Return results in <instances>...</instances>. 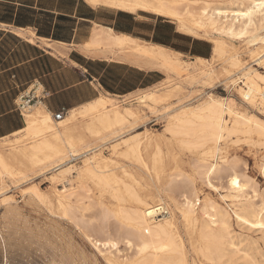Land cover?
Returning a JSON list of instances; mask_svg holds the SVG:
<instances>
[{"label": "bare ground", "instance_id": "1", "mask_svg": "<svg viewBox=\"0 0 264 264\" xmlns=\"http://www.w3.org/2000/svg\"><path fill=\"white\" fill-rule=\"evenodd\" d=\"M86 1L94 5L106 3L125 11L140 9L158 16L175 18L179 22V30L184 34L199 36L203 32L205 34L216 33L218 36L214 38L213 54L217 60L222 61L221 74L225 80L234 85V88L237 86V91L244 102L264 115V71L260 72L252 68L246 63V59L244 60L245 53H249L252 61L264 68V0H224L214 5L209 0ZM197 3L200 5L198 13H195V8L192 5ZM19 32L24 34L22 30ZM27 34L33 41L34 31L27 30ZM237 41L243 42L247 50L243 51L237 47L235 45ZM81 51L85 54L92 53L107 58H116L140 69L163 71L169 78L167 84L172 81L171 77L173 76L182 77L183 72L187 74L186 79L191 84L202 82L212 86L214 80L219 79L215 69L209 67L210 59L198 58L200 62L187 63L181 59L179 52L164 45L146 42L102 25L95 27L91 39L84 43ZM241 82L243 85L239 84ZM170 97H172V91L169 89L166 93L150 90L142 92L140 95L137 94V99L152 111L159 103ZM110 100L109 97L100 96L89 104H85V109L80 113L76 112V109H72L61 120H55L52 113L45 110L44 107L34 104L24 112L25 118H23L26 121L24 128L13 134H24L27 139L32 141L28 145L11 147L7 153L4 149L7 146L0 145V184L5 181L6 177L11 178L22 174L23 172L18 171L19 169L17 170L15 166L25 162H29L34 167H40L43 174L52 171L51 180L53 182L61 181L64 184L63 189L54 191L58 213L53 211L54 208L52 210L49 205H47L48 207L44 206L45 222L43 221L41 225L36 223L35 229L25 226L22 229L24 232H20L21 228L19 229V226L11 221V219L16 220L20 213L18 205L12 201V197H10L12 199L5 200L7 210L6 213L4 212L3 219L1 218L4 220V226H0L1 260L6 264L8 262L9 264H88L89 261L91 264H100L95 255L90 258L89 253L86 254L84 250L77 249L76 241L70 232V229H77L82 237L101 253H104L103 250L117 249L121 241L128 249L134 251L135 260H131L129 257L125 259L124 255V258H120L112 252L109 254L106 252L104 253L105 259H103L107 264H188L185 260L183 241H180L174 232V225H176L174 215L161 197L163 193L172 198L175 208L187 225L195 227L196 230L194 229L192 232L197 233L196 240L200 243V247L197 249L201 250L209 260L219 262L231 253L241 250L239 242L232 234L231 212L222 209L221 205H217L216 202L205 199L200 214H198L196 203L199 200V192L194 181L186 179L180 173L170 174L167 184L164 185L162 191L160 189L159 197L156 194V196L149 195L148 198L135 193L133 187L130 188L127 185V181L125 182L127 186L122 185L124 180L122 182L119 174L117 175L115 171L122 169L128 176H132V173H129L130 171L128 172L124 165H119L113 158L98 152L101 144L95 146L86 144L85 148L87 149L81 152L84 147L78 145L73 136L75 127L70 126L77 119L78 114L94 115L90 116L91 122L87 129L97 135H100L104 130H110L111 134H117L121 126L131 117L137 115L129 107L120 110L115 105L106 111H100L108 108ZM166 116L168 123L165 129L173 134L191 136V141L195 139L193 143L190 142L194 148H200L205 143H210L206 155L201 160L194 162L196 168L201 169L202 182L213 189H218L219 185L224 183L227 193L222 194V197L230 199L234 204L235 209L233 207L232 211L237 222L251 229H264V192L259 193L255 188L251 177L246 172L247 168L241 169L236 165H230L225 156L220 158L221 161H218L217 158L223 150L221 143L233 133L239 131L255 133L264 139V119L238 108L234 98L212 93L203 102L193 105V107L188 105L174 107L166 112ZM229 120H231L230 123ZM117 126L119 127L116 128ZM138 137L133 134L117 141L112 145L114 153H120L123 156L134 155L137 157L136 160L143 164ZM22 139L16 137L15 141L19 143ZM186 139L179 140L185 144L189 142V139L187 141ZM121 146L123 148L120 151ZM83 157H85L83 165L77 166L75 163H71L73 160ZM145 164L147 165V162ZM110 166H114V168L108 170ZM261 171L264 176V161ZM74 173L80 181L88 177L94 179L105 191L111 189L109 191L113 199L122 202L131 198L135 204L129 208L122 205L118 209H111L105 206L102 201L99 204H94L92 195L90 196L88 193L85 196V193L82 196L75 189L71 178ZM156 176L159 178V174L156 173ZM24 190L25 196H28L35 205H37L36 203H41V205L48 203L44 191L36 184L29 185ZM124 193H126V197L123 196ZM154 198H159V200L156 201ZM50 205L52 204L50 203ZM113 218L120 224L117 234L109 228V221ZM26 221L28 222V220ZM50 231L52 235L49 234ZM34 238L38 244H35L36 247L44 250H32L31 242Z\"/></svg>", "mask_w": 264, "mask_h": 264}, {"label": "rangeland", "instance_id": "2", "mask_svg": "<svg viewBox=\"0 0 264 264\" xmlns=\"http://www.w3.org/2000/svg\"><path fill=\"white\" fill-rule=\"evenodd\" d=\"M12 1H19L23 3V0H12ZM209 1L211 2L212 5H214L217 2H221V1L223 2L224 0H218V1L209 0ZM199 3L192 5V7L195 8V13H198V6L200 5ZM89 4L93 6L94 8L98 9L100 16H102L106 22L108 21L109 17L115 16L119 12H122L123 14L122 20L124 24H126L127 27L131 29L132 35L138 36L139 39L143 41L155 43L154 41L149 40V39L155 38V39H160L163 41L172 42V44L179 45L180 47H187L192 42L193 46H196L198 50L202 51V53L206 56H195L189 52L186 53V52H181L178 50H174V51L179 52L181 54V59H183L187 63L200 62L198 58L210 59L211 62L209 64V67L215 69L216 73L219 75L218 77L219 79L214 80V83L212 86H210L209 84H204L202 82L191 84L186 79L187 74L183 72L182 77L177 78L173 76L171 77L172 81L169 84H167L166 82L169 78H168V75L163 71L154 70V69H139L132 64L117 60L116 58H112V57L107 58V57L98 56L92 53H86L88 56H91L94 58H102L106 60L105 62L108 64L107 66L108 83L115 90L119 92H124L127 90L134 89V90H131L133 91V93L128 94L127 96H124V97L109 94L105 88L104 90L102 89V93L100 96L109 97L111 100H110V103H108L107 105L108 108L101 109L100 111H106L107 109L113 108L115 105L120 110H124V108L129 107L137 115L135 117H131L123 126H121L117 134H111L110 130H104L103 132H101L100 135H97V134L91 133L87 129L88 124L91 122V117H93L94 115L78 114L77 119H75L73 123L70 124V126L73 125L75 127L73 136L75 137L78 145L80 147L82 146L84 147L81 150V152L87 149L85 148L86 144H91V146L101 144V146L98 149V152H101L102 155L104 156L113 158L117 163H119V165H124L125 169L128 170V172L130 171L129 173H132V176H128L122 169H118L117 171H115L117 175L119 174L118 176L120 180L122 182L124 180L123 182L124 184L122 183V185L125 186L126 185L125 182L127 181V185H129L130 188L133 187L132 188L133 191L135 190V193L137 192L141 196H147L149 198L150 196H156L157 194V196L159 197L158 194L159 192L162 191V188L165 187L164 185L167 184L171 176L170 174L174 175V174L180 173L186 179L188 178V180H192L196 183V186L199 192L198 202L196 200L197 202L196 211L198 212V214H200L201 206L204 203L205 199H210L216 202L217 205L218 204L219 206L221 205L220 207H222V209L228 210L229 213L231 212L230 213V215L232 214L231 215V229L233 230L232 234L235 240L239 242V248L241 250L235 253H231L230 254L231 256L228 255L222 260L223 262L222 261H219V262L212 261V260H209L206 256H204L201 250L197 249L198 247H200V243L196 240L197 233L192 232L195 229V227L187 225V222L183 219V217H181V214L175 208L174 201L172 200L170 196H166L164 193L163 195H161V197L163 198V202L168 207L169 211L172 212L174 215V222L176 224L174 225V228H175L174 232L178 236V239L180 241H183L182 244L184 246L185 260L187 261L186 263L188 264H193V263L194 264H254V263L264 264V229H259V228L251 229L248 226L237 222L234 212L232 211L235 209L234 204L230 201V199H225L222 197L223 195L227 193V189L224 188L225 187L224 183L220 184L221 186L219 185L218 189H213V188L208 187L202 182L201 174H200L201 169L196 168L194 162L196 160H201L202 157L206 155L208 151L207 148L210 143L209 142L205 143L203 146H200V148L198 147L194 148L191 143H193L195 139H192L191 141L190 139L192 138L191 136H188L185 134H173L165 129L168 123V117L166 116V112L168 110H171L174 107H179L181 105H188V106L193 107V105L195 106L196 104L203 102L208 97V95L211 93L214 95H218V96L222 95L223 97L230 96L231 98L235 99L238 108L246 110L247 112L251 114H255L259 116L260 118L264 119L263 114H261L257 109L252 108L246 102L243 101V98L240 96V94L237 91V86H235L234 88V85H232L230 81L225 80V77L221 74L222 67H223L222 61L217 60L213 54L214 38H216L218 35L216 33L213 34L212 32H208L206 34L203 32L202 35H199V36L184 34L179 30V25H178L179 22L177 19L158 16V15H155L145 10L138 9L135 11H125L116 6H112L106 3H99L97 5H94L91 3ZM18 7H20L19 4H13L10 2H6L4 0H0V17L9 18V17L14 16L16 12V8ZM28 19L29 17L25 15L22 20L24 23H26L27 21H29ZM160 21H163V22L158 24V22ZM86 27L87 28L85 30H88L89 25H87ZM28 30H32V29H28ZM174 30H176L177 33H175ZM87 34L88 32L85 31V33L83 34L84 35L83 39H86ZM77 39H80V38H77ZM60 45L65 50H67L68 48H76L77 50L81 51L83 47V45H78V46L76 45L70 46L68 44H60ZM235 45L243 49V51L247 50L245 49V44L243 42L241 43L237 41L235 42ZM244 60L252 68L260 72L264 71V68L262 65L258 64L257 62L252 61V59L249 57V53H245ZM96 63L99 64L98 62ZM96 69L97 70L99 69V65H97ZM111 76L121 77L122 81L118 82V80L116 81L109 80ZM239 84L243 85L242 82ZM168 89L172 91V97H170L166 101L159 103L153 111L147 108L145 104L141 103L137 99V94L140 95V93L142 94V92L144 93L145 91L148 92L150 90L152 91L158 90L160 93H166ZM84 109H85V106L78 107L76 108V112L80 113ZM22 117L25 118L24 113L22 114ZM52 117H53V114H52ZM24 118H23V125L25 126L26 121ZM230 121L231 120H229V123ZM118 127L119 126H117L116 128ZM242 132L239 131L238 133L236 132V133H233V135L231 134L230 136H228L226 140H224L221 143L222 145L221 147L223 148L222 153L219 154V156L217 154L218 157L217 156L216 157L218 158V161H221L220 158L225 156L229 160L230 165H236L237 167H240L241 169L247 168L246 172L251 177V181L253 185L259 191V193H262L264 192V176L261 171L262 162L264 161V141H263L264 139L255 133L254 134L251 133L252 134L251 135L250 133H246V132L242 133ZM133 134H136V137L139 136L138 138L140 139V154L143 157V161H144L143 164L139 163L136 160L137 157L134 155L128 154V156H123L122 154L120 155V153L119 154L114 153L112 145L117 143V141L118 142L121 141V139L125 137H130ZM16 137H19L21 139L23 138V139L21 140V142L17 143L15 141ZM185 137L189 139V142H186L187 139ZM8 139H11V140H8ZM179 139L180 140L183 139V141L184 139H186L185 141L186 143L184 142L185 144H182ZM31 141L32 140L27 139L24 136V134H18V135L10 134L9 136H6V138L0 140V145L7 146L4 148L6 149V153H7L10 151L9 148L16 147V146H22V145H28ZM189 143L191 146L189 145ZM152 144L154 147L152 146ZM186 144L187 146H184ZM188 145H189V148H187ZM122 148L123 146H121L119 150L121 151ZM157 150L159 151L162 150V151L159 152ZM158 152L160 155L158 154ZM200 152H203L204 154ZM83 159H85V157L79 158L77 160H73L71 163H75L77 166H81L83 165ZM210 159H213V157H210ZM146 162H147V165L145 164ZM25 163L16 164L15 166L17 170L19 169L18 171L23 172L22 174H18V176L17 175L14 176L15 178L6 177L4 179L5 181L2 184H0V200H1L0 201V211H1L0 212V222L2 221L0 223V226L1 225L4 226V220L2 219H3V216L5 215L4 212L6 213V210H7V205L5 203V200L7 198L9 199L13 198L12 201H14V203L18 205L19 207L18 210L20 213L17 216L16 220L11 219V221L13 224L15 222V224L19 226L18 227L19 229L21 228L20 232L22 231V229H24L25 226H27V228L35 229L37 224L39 223H40L39 225L43 224V221L45 220V216H46V215L43 216V214H46L45 210L43 209H45L47 205H49L52 210L54 208L53 211L58 213L59 210L56 205L54 191L56 189L64 188V184L61 181L53 182L51 180L50 176L53 173L52 171L45 172L43 174V170H41L40 167H34L29 162H27L26 164ZM110 168L112 169L114 168V166H110L108 170H110ZM24 172L26 173L24 174ZM156 173L159 174V178H157ZM75 175L76 173H74V176L71 177L73 185L75 186V189L82 196L85 193H86L85 196L88 193L90 196L92 195L91 197L94 201V204H97V203L99 204L100 201H102L105 206L111 209H118L122 205L127 206L129 208L135 204V202L131 198L125 201H122V202H120L117 199H113V197L111 196V192L109 191L111 189H107L105 191L101 185L95 182L94 179L87 177V178L81 179L80 181L79 179H77ZM32 184H36L40 189L44 191L47 197V202H48L47 204L44 203L45 205L44 204L41 205V203L40 204L36 203L37 205H35L33 201H31L28 198V196H25L26 194H24L25 192L24 189H26L29 185H32ZM123 196L126 197V193H124ZM154 200L158 201L159 198H154ZM50 203L52 205H50ZM20 206L23 209H21ZM41 206H43L42 209H41ZM233 207L234 209H232ZM34 210H36L38 214H36L37 212ZM26 220H28V222ZM29 225H31L32 227ZM119 225H120L119 222L114 218L113 220L111 219L109 221V228L115 234H117V232L119 231L118 230ZM22 232H24V230ZM70 232L73 236L74 241H76L75 243H76L77 249L84 250L86 254L89 253L90 258H92V256L95 255V258L98 260V263L100 264H103V263L107 264L106 260H104L105 259L104 253L106 252H107L106 254H109V252H112L114 255L120 258L125 257V259H127L129 257L131 258V260L136 259L134 257L135 256L134 251L128 249L122 241L119 243L117 249L103 250L104 253H101L99 252V250L97 251L95 247L88 240L82 237L79 230L70 229ZM49 234L52 235V232L50 231ZM35 239L36 238H34V240H32L31 242L33 244L32 250H44V249H38L36 247V245L38 244ZM37 253L40 254L39 252ZM1 257L2 256H1V251H0V264L3 262L1 260ZM89 262L88 264H91V262L90 263ZM2 264H6V263L3 262Z\"/></svg>", "mask_w": 264, "mask_h": 264}, {"label": "crops", "instance_id": "3", "mask_svg": "<svg viewBox=\"0 0 264 264\" xmlns=\"http://www.w3.org/2000/svg\"><path fill=\"white\" fill-rule=\"evenodd\" d=\"M4 1L20 7L8 20L0 19V139L24 128L16 103L25 91L31 90L40 96L36 106H42L52 114L63 108L69 112L85 106L99 98L104 88L115 96L133 93L131 90L134 89L119 92L110 86L105 59L88 56L76 48L65 50L60 45H84L97 25L132 35L122 20V12L109 17L106 22L98 9L86 0ZM20 14L27 15L29 21L17 23ZM87 25L88 30H85ZM28 29L35 33L33 41L27 34ZM20 30L24 34H20ZM85 31L88 34L83 39ZM149 40L172 50L206 56L192 42L187 47H180L160 39ZM109 80L121 82L122 78L111 76Z\"/></svg>", "mask_w": 264, "mask_h": 264}, {"label": "built area", "instance_id": "4", "mask_svg": "<svg viewBox=\"0 0 264 264\" xmlns=\"http://www.w3.org/2000/svg\"><path fill=\"white\" fill-rule=\"evenodd\" d=\"M37 102H40V96L35 95L34 91L29 90L23 92L18 97L16 105L19 112L23 114L30 106L36 104ZM67 113L68 110L63 108L60 111L53 113V117L55 120H61L66 116Z\"/></svg>", "mask_w": 264, "mask_h": 264}, {"label": "trees", "instance_id": "5", "mask_svg": "<svg viewBox=\"0 0 264 264\" xmlns=\"http://www.w3.org/2000/svg\"><path fill=\"white\" fill-rule=\"evenodd\" d=\"M12 10H13V8H12ZM21 15V19L19 18L18 20H17V23H24L23 22V17L25 16V14H20ZM10 18V17H9ZM9 18H6V17H0V19H4V20H8ZM107 87V86H106ZM109 89V88H108Z\"/></svg>", "mask_w": 264, "mask_h": 264}]
</instances>
